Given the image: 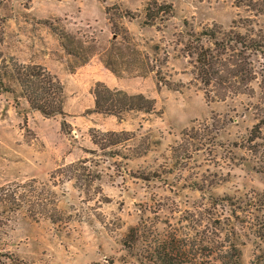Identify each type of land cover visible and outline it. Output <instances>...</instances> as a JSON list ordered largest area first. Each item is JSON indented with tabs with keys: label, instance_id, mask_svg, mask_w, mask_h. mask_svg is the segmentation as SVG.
I'll use <instances>...</instances> for the list:
<instances>
[{
	"label": "rangeland",
	"instance_id": "1",
	"mask_svg": "<svg viewBox=\"0 0 264 264\" xmlns=\"http://www.w3.org/2000/svg\"><path fill=\"white\" fill-rule=\"evenodd\" d=\"M151 1L0 0L2 58L42 66L65 93L64 118H47L31 110L17 88L13 93L0 90V187L35 181L55 193L61 216L51 223L18 212L15 221L0 228V264H139L122 244L129 227L141 222L150 233L147 241L171 230L184 237L198 209L211 202L209 197L264 194V159L235 146L259 118L264 121V69L251 85L252 94L207 101L175 37L185 29L184 21L195 31L212 24L226 30L246 17L264 34V13L253 16L231 0H156L171 4L172 16L150 27L143 23ZM125 12L129 16L121 17ZM59 35L98 53L114 43L122 53L128 48L152 54L149 47L159 44L168 53L159 77L174 86L161 85V78L152 73H135L131 64L120 68L132 74H113L97 56L80 66L61 47ZM152 58L149 55L150 64L157 65ZM259 61L264 66V60ZM97 81L153 99L155 111L119 117L92 112L90 90ZM62 120L67 123L64 130ZM206 126L211 132L203 140L205 146L197 154L191 152L185 165L171 158L170 148L180 142L183 130ZM91 130L133 133L129 148L142 151L148 145V150L139 157L129 151L102 155L90 141ZM81 161L85 177L67 180L73 174L64 168ZM199 180L216 186L196 191L192 184ZM228 211L224 209L225 216ZM253 223L264 224V209L255 213ZM260 233L262 239L256 230L240 232L239 264H264V230Z\"/></svg>",
	"mask_w": 264,
	"mask_h": 264
},
{
	"label": "trees",
	"instance_id": "2",
	"mask_svg": "<svg viewBox=\"0 0 264 264\" xmlns=\"http://www.w3.org/2000/svg\"><path fill=\"white\" fill-rule=\"evenodd\" d=\"M231 1L235 7L243 8L253 16L264 13V0ZM128 14L125 12L121 17L126 18ZM171 16V4L153 0L144 9L143 24L157 27V23L163 24ZM183 26L185 29L175 35L176 42L182 45L181 56L188 60L193 81L203 91L207 101H225L238 95L253 93L251 85L261 76L264 69L259 61L264 60V34L255 29L252 18H239L226 30L212 24L195 31L188 26L187 21L183 22ZM59 40L61 47L68 55L77 59L80 66L97 56L103 68L116 75L127 72L120 68L122 65L131 64L139 75L152 73L159 77L161 68L166 66L168 59L167 51L159 44L149 47L152 54L144 51L139 54L132 50L131 54L128 48L122 53L123 50L116 48L114 43L111 44V49L98 53L92 48L80 47L77 43L74 45L72 40L63 41L62 35H59ZM149 55L157 65L150 64ZM159 78L161 85L169 89L174 86L163 77ZM13 87L17 88L19 97L26 101L31 110L47 118H64L65 93L61 82L42 66L3 59L0 51V90L13 93ZM90 94L93 98L92 112L101 115L119 117L129 112L150 114L155 111L153 99L142 94L132 95L109 88L100 81L94 83ZM263 122V118H259L248 136L239 144L235 143L236 148L260 153L264 159V136L261 134ZM213 123H216L215 120ZM66 126L67 123L62 120L61 129L64 130ZM215 131L217 133V129ZM210 132L207 126L200 130H183L180 133V142L170 148L171 158L185 165L191 152L197 154L202 146H205L203 140ZM134 140L135 135L125 131H90L91 143L102 155L109 157L123 156L124 151H129L136 157L146 154L148 145L142 151L136 147L129 148L130 142ZM81 163L82 161L64 168L71 169L73 174L67 180L78 181V178L85 177L84 167L79 166ZM192 186L196 191L203 192L216 184L199 180ZM55 196L49 188L45 189L43 185L31 180L1 186L0 228L8 227L21 211L28 212L33 220L43 218L51 223L59 222L61 216L55 206ZM209 199L211 202H208L207 206L202 210L198 209V218L190 221L189 231L184 233V237L171 230L165 234L156 233L152 241H147V235L150 233H147L145 226L139 222L129 227L124 236L122 244L125 251L132 254L139 264H239L240 232L249 230L254 234L256 230V237H263L260 232H263L264 229L261 228L264 224H254L253 218L255 213L264 209V194L251 192L250 198L247 199L231 196ZM224 209L229 210L226 216ZM188 214L194 217V213ZM135 249L136 253L133 252Z\"/></svg>",
	"mask_w": 264,
	"mask_h": 264
}]
</instances>
